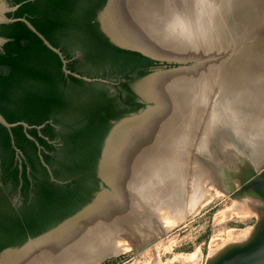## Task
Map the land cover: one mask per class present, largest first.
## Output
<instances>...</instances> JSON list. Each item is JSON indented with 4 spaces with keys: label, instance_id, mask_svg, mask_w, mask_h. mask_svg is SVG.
Listing matches in <instances>:
<instances>
[{
    "label": "water",
    "instance_id": "obj_1",
    "mask_svg": "<svg viewBox=\"0 0 264 264\" xmlns=\"http://www.w3.org/2000/svg\"><path fill=\"white\" fill-rule=\"evenodd\" d=\"M25 2L0 0V24L22 22L59 57L64 74L86 82L98 80L68 70L60 49L25 17L7 15ZM95 20L114 46L169 66L137 83L144 107L112 122L96 164L99 189L91 200L21 245L1 251L0 264L26 260L38 248L65 246L74 237L73 231L86 232L114 213V206L123 201L120 167L123 147L130 145L132 135H141L152 144L151 155L156 154L162 166L197 162L217 189L236 193L233 202L256 213L255 226L245 240L225 243L204 264H264V0H106ZM6 42L0 36L1 51ZM0 125L10 137L12 129L21 126L30 139L27 130L43 126L10 123L1 113ZM114 215L113 223L121 216ZM128 220L129 225L114 228L109 244L115 248L126 239L136 254V263L130 264H139L138 253L157 239L153 230L141 231L134 219ZM156 231L165 236L160 225ZM154 245L150 264H160ZM80 246L75 252L83 251ZM121 252L97 253L89 264ZM200 256L176 257L175 263L165 264H200Z\"/></svg>",
    "mask_w": 264,
    "mask_h": 264
},
{
    "label": "trees",
    "instance_id": "obj_2",
    "mask_svg": "<svg viewBox=\"0 0 264 264\" xmlns=\"http://www.w3.org/2000/svg\"><path fill=\"white\" fill-rule=\"evenodd\" d=\"M9 1L13 4L27 1L7 15L25 17L51 45L60 49L65 59H71L75 49L81 50L80 58L66 64L71 72L98 77L106 71L121 74L143 66L144 70H138V75H143L146 66L152 64V60L136 51L114 46L100 32L93 20L106 0ZM0 36L7 39L0 50V113L10 123L23 121L38 126L53 117L54 122L67 126L66 161L77 176L67 190L62 189L56 217L45 220L48 224L40 223L44 219L38 218L25 225L11 221L0 228L1 250L21 245L91 200L99 189L96 164L110 127L106 118L119 119L141 105L117 112L110 108L113 98L93 102L96 96H89L94 91L91 83L65 76L59 57L22 22L0 24ZM49 130L48 124L42 129L45 135H49ZM0 131L8 142L7 130L0 125ZM12 134L15 140L25 139L21 126L13 128ZM30 134L36 137L35 130Z\"/></svg>",
    "mask_w": 264,
    "mask_h": 264
},
{
    "label": "flooded vegetation",
    "instance_id": "obj_3",
    "mask_svg": "<svg viewBox=\"0 0 264 264\" xmlns=\"http://www.w3.org/2000/svg\"><path fill=\"white\" fill-rule=\"evenodd\" d=\"M80 56L81 50L75 49L68 62ZM149 59L152 60V64L146 66V73L143 75H138V70H144L141 66L134 71L121 74L106 71L104 76L89 77L98 79L91 82L84 81L91 83V88L94 89L89 95L96 96L92 101H106L113 98L110 108L117 112L130 110L137 104L141 105L138 109L144 107L146 102L136 91L137 83L147 74L162 69L164 65L169 66ZM116 120L118 119L109 117L106 118V123L111 126ZM46 124L50 127L49 135H45L42 131ZM31 130H35L36 137L30 134ZM22 133L25 139L15 140L13 134L10 137L8 133L9 140L5 142L0 131V228L6 227L11 221L25 225L30 219L28 223H34L38 218L44 219L40 223L48 224L45 220L52 221L51 219L56 217L55 211L59 206L62 189L67 190L77 177L72 174L66 161L69 134L67 126L54 122L52 117L45 121L39 130L35 128L27 130L32 139L27 137L23 129ZM4 249L6 248L1 249L0 252Z\"/></svg>",
    "mask_w": 264,
    "mask_h": 264
},
{
    "label": "rangeland",
    "instance_id": "obj_4",
    "mask_svg": "<svg viewBox=\"0 0 264 264\" xmlns=\"http://www.w3.org/2000/svg\"><path fill=\"white\" fill-rule=\"evenodd\" d=\"M188 162V164L185 163L183 165L172 167L174 168L173 172L175 177L176 172L183 174L182 180L181 178H179V181L181 180L180 183L174 182V189L170 190V186L166 188V185H170L167 184L168 182L166 183V181L172 179L173 176L171 178L168 177L167 179L166 177H162V180H160L162 185L159 182L160 184L158 183L156 186L158 188H156V198V196H153V194H151V189L155 186L154 183L156 181H148V183L150 184H148L147 187V189L149 188V192H144V194L147 195H145L144 198H142L141 200L142 202L144 201L143 204L145 205L146 203L149 208L152 205V209H150L151 212L149 208H147V211H149V213L151 214L150 215L148 213V215H150V220H153V224L160 225L161 227H163V229L165 228L166 230L164 237H160L157 231L153 230V233L155 232L157 239L155 243H153V245L155 244L154 250L158 263L160 264L175 263L176 257L194 258L196 255L199 254H201L200 264H204L205 259L213 257V251L223 249L225 247V243H233L234 240L235 242L241 239L245 240V233L251 234L255 226L256 213H250L249 207L244 205L243 203L233 202L232 195H235L236 193L229 194L217 189V187H215L208 180L210 178L209 176H205L207 180L203 176V182H201L200 180H197L196 182L195 180V183L192 180L193 175H195V172H193L195 171L194 168L197 169V167H199V169H201L202 166L197 163L198 166L192 169L193 165H195V162L191 160H189ZM162 168L163 167H161V169ZM133 174L134 175L132 176H136L135 172H133ZM147 174L145 175L146 178L144 177V179L149 180V173ZM163 178H165L166 180H164ZM190 181L197 184L198 189L200 188L199 186H201V189H199L201 194L199 192L200 196L198 195L196 197L197 200H190L191 195L189 188H192V186L194 187V184L192 185ZM142 185L143 184H141V187ZM164 188L165 190H162ZM177 193L179 195L177 197V200L174 201L172 206L168 205L170 206V208L168 209V203L166 202V200L169 199L171 195ZM164 207L167 208L166 210H172L171 214L176 212L175 215H179L175 223H171L168 225L165 222ZM154 212L156 213L153 215ZM148 221L149 220H147L146 224L144 223L145 221L142 223L144 224L142 225V227L144 228L140 227L141 231H145L150 228V230H152V226ZM227 240L229 243H227ZM230 240L233 242H230ZM118 246L120 248L119 252L122 251L121 253L106 258L99 264L136 263V254L134 252L135 248L131 245V243H129L126 239H122V241H119ZM151 246L147 247L146 249H143L140 253H138L141 254L139 264L153 263V258L150 252ZM192 254L194 255L192 256Z\"/></svg>",
    "mask_w": 264,
    "mask_h": 264
},
{
    "label": "bare ground",
    "instance_id": "obj_5",
    "mask_svg": "<svg viewBox=\"0 0 264 264\" xmlns=\"http://www.w3.org/2000/svg\"><path fill=\"white\" fill-rule=\"evenodd\" d=\"M151 150H152V144L145 137H143L141 135H132L131 139H130V145H124L121 167H120L121 178L119 180L120 181L119 192L121 193V199L123 201L119 202L120 204H117V206H114L117 209V210H115L114 213H111L110 215H108L105 218L102 217L104 219V221H101L102 223H100L96 226L94 225L90 229H87L86 232L83 230L80 231L81 229L73 231L74 237L69 242H66L67 245H65V246H60V245L59 246H52L49 249L46 248V249H42V250L38 248V250L35 249V250L30 251L29 252L30 255H28V258L26 260H23V261L18 260V262H12L9 264H63V263H61L62 261H67L64 264H89V262L91 261L93 256L97 255V253H99V255L101 256V255L106 254V253H113V252L117 253L120 251V248L118 246L119 242H117V245L115 246V248L109 244L110 236L115 231L114 228H116L117 226H120L121 224L122 225H129L130 222L128 219H134V221L139 225V229L142 225H144V224H142L144 221H145L144 223L146 224L147 220H149L148 222L151 224L152 230H156V224H153V222H152L153 220L152 221L150 220L151 214L149 213V211H147V208H149V206L146 203L144 205L143 204L144 201L143 202L141 201L142 198H144V196L147 195V194H144V192H149L148 191L149 188L147 189L148 184H149L148 181H150V182L156 181L154 183L155 186L151 189V192H152L151 194H153V196H156L157 195L156 190L158 189L156 186L160 182V180H162V177H166V179H167L168 177L171 178L173 176L172 179L166 181V183L168 182L167 184H170V185H166V188H168V186H170L169 189L171 190V189H174L173 188L174 182L180 183V181L183 178L182 177L183 174L176 172V177H175L174 172H173L174 168H172L173 166H162L158 162V156L156 154L151 155ZM193 162H195V161H193ZM147 166H148V168H147ZM196 166H198L197 162H195V165H193L192 169ZM135 167H136V169H135ZM161 167H163V168L161 169ZM194 169H195V171H193V172H195V175H193L194 179L192 178V180L194 182H195V180H196V182H197V180H200L201 182H203L202 181L203 176L204 177L209 176V174L206 172V170L202 167H201V169H199V167H197V169L196 168H194ZM133 172L136 173V176H132V175H134ZM147 173H149V176H150L149 180L144 179V177ZM138 177H139V179H138ZM206 177H205V179H206ZM179 178H181L180 181H179ZM163 179L166 180L165 178H163ZM203 180H204V178H203ZM137 182H138V184H137ZM194 182L190 181V183H192V185L194 184V187L192 186V188H189L190 189L189 190L190 195H191V197H190L191 201L196 199V197L198 195L200 196V194H201V192L199 191V189H201V186H199L200 188L198 189L197 184H195L196 182L195 183ZM141 184H143L142 187H141ZM161 185H162V183H161ZM162 190H165V188ZM199 192H200V194H199ZM169 194H170V192H169ZM178 196H179L178 193L171 195L169 197V199L166 200V202L168 203L167 206L168 205L172 206L174 201L177 200ZM146 197H148V196H146ZM156 198H157V196H156ZM129 202L131 203V206H130ZM133 202L135 204L132 205ZM111 206H113V205H111ZM151 206H150L149 210L152 209ZM170 206H168L167 208L169 209ZM166 207H164L165 222L168 225L171 223L173 224L176 222L179 215H175L176 212L171 214L172 210H170V211L166 210L167 209ZM154 209H156V208H154ZM150 212H151V210H150ZM148 213L150 215H148ZM155 213L156 212H154L153 215ZM114 214H117V217L119 216V214L121 215L119 220L115 223H113L114 218H112V216H115ZM146 214H147V216H146ZM150 229H148V230H150ZM241 235H242V233H241ZM231 237H232V235H231ZM244 239H245V236H244ZM231 240H233V239H231ZM231 240H230V242H233ZM241 240H239V241H241ZM83 241H85V243ZM234 242H235V240H234ZM227 243H229L228 240H227ZM63 244H65V243H63ZM79 244L83 245V246H80L81 248H83V251L80 253L75 252L76 249L78 250ZM122 245H124V244H122ZM61 247H64V249L62 251H60ZM80 247H79V249H80ZM65 249H67V251H65ZM194 254H192V256ZM81 256H82V259H81ZM189 257H191V256H189ZM62 258L63 259L66 258V259L62 260Z\"/></svg>",
    "mask_w": 264,
    "mask_h": 264
}]
</instances>
